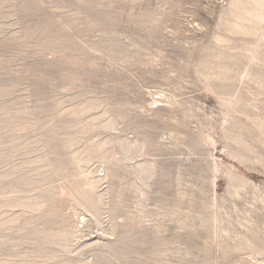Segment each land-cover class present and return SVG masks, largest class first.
<instances>
[{"label": "rangeland", "instance_id": "rangeland-1", "mask_svg": "<svg viewBox=\"0 0 264 264\" xmlns=\"http://www.w3.org/2000/svg\"><path fill=\"white\" fill-rule=\"evenodd\" d=\"M0 264H264V0H0Z\"/></svg>", "mask_w": 264, "mask_h": 264}]
</instances>
